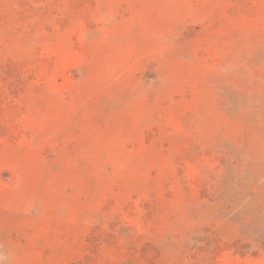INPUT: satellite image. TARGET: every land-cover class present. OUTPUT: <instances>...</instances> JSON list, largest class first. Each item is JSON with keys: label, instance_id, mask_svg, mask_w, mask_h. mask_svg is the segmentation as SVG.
I'll return each instance as SVG.
<instances>
[{"label": "rangeland", "instance_id": "374dc122", "mask_svg": "<svg viewBox=\"0 0 264 264\" xmlns=\"http://www.w3.org/2000/svg\"><path fill=\"white\" fill-rule=\"evenodd\" d=\"M0 264H264V0H0Z\"/></svg>", "mask_w": 264, "mask_h": 264}]
</instances>
